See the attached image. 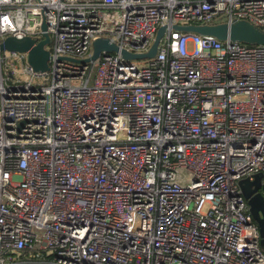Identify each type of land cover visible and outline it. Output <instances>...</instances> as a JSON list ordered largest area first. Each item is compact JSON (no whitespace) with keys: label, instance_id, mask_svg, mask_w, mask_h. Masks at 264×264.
I'll list each match as a JSON object with an SVG mask.
<instances>
[{"label":"built area","instance_id":"obj_1","mask_svg":"<svg viewBox=\"0 0 264 264\" xmlns=\"http://www.w3.org/2000/svg\"><path fill=\"white\" fill-rule=\"evenodd\" d=\"M239 22L264 32V0H0V45L45 23L52 56L0 51V264H264L239 186L264 176V45L173 29ZM161 27L153 58L82 63Z\"/></svg>","mask_w":264,"mask_h":264},{"label":"water","instance_id":"obj_2","mask_svg":"<svg viewBox=\"0 0 264 264\" xmlns=\"http://www.w3.org/2000/svg\"><path fill=\"white\" fill-rule=\"evenodd\" d=\"M44 31V40L36 44V40L32 37L18 39L16 37H8L1 45L0 51L29 53L28 61L35 72L43 73L50 70L49 62L52 58L46 46L51 44L50 35L46 32L47 26L44 23L42 26ZM166 27H161L155 39L151 50L146 54H131L126 50H122L109 39H99L94 42V55L89 60H84L82 63L97 60L103 51L108 53H120L123 58L132 59H147L153 58L157 54L158 46L161 39L166 33ZM173 29L180 32H194L204 36H213L220 41H238L248 45H264V32L256 29L253 25L247 22H239L237 24H218V25H175ZM24 122L22 123V126ZM264 176L256 175L254 180L244 179L239 182L243 196L247 201L250 213L253 219L260 227L262 245L264 246Z\"/></svg>","mask_w":264,"mask_h":264},{"label":"trees","instance_id":"obj_3","mask_svg":"<svg viewBox=\"0 0 264 264\" xmlns=\"http://www.w3.org/2000/svg\"><path fill=\"white\" fill-rule=\"evenodd\" d=\"M262 248H263V250H264V246H263Z\"/></svg>","mask_w":264,"mask_h":264}]
</instances>
